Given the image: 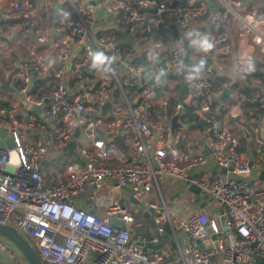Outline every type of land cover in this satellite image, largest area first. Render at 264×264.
I'll use <instances>...</instances> for the list:
<instances>
[{
  "label": "built area",
  "instance_id": "1",
  "mask_svg": "<svg viewBox=\"0 0 264 264\" xmlns=\"http://www.w3.org/2000/svg\"><path fill=\"white\" fill-rule=\"evenodd\" d=\"M65 3H70V18L54 27L42 22L37 0H11L0 7V53L8 52L21 33L31 40L34 54L16 61L14 84L8 83L18 99L0 106V129L12 140L11 147L0 145V224L18 229L48 264H264V115L250 112L249 128H243L244 134L245 129L250 133L244 150L230 123L235 117L246 122L243 107L248 101L256 100L264 109V1ZM99 10L112 17L113 29H99ZM1 20L10 23L8 32ZM203 24L202 33L214 48L208 53L188 51L184 33L201 32ZM173 28L181 38L174 37ZM232 30L253 46L258 73L248 76L249 93L235 94L228 81L215 85L228 73L234 52ZM130 37L135 44L125 55L122 45ZM77 45L80 49L74 53ZM96 50L117 56L114 76L90 68V54ZM201 58L206 60L204 73L190 85L183 75L190 65L186 60ZM160 65L167 71L161 78L164 85L148 79ZM42 79L43 89L37 91L36 83ZM165 79L182 81L189 92L180 100L163 97ZM5 82L0 77V88ZM227 88L231 95H225ZM23 101L32 112H26ZM108 101L111 107L102 115ZM222 103L225 109L220 114ZM180 109L183 116L195 114L203 123L202 142L208 144V154L200 153L203 143L196 144L189 130L185 138L182 130L173 132L171 119ZM21 128L33 131L26 134ZM119 136L127 149L116 140ZM52 153L66 162L62 181L59 170L49 179L43 173ZM215 165L218 171L213 174ZM164 176L185 182V191L196 184L222 209L223 223L205 208L184 215L172 211L160 185ZM129 195L139 206L131 205ZM150 209L154 233L163 235L168 228L175 237L177 263L148 251L151 238L139 231L149 227L141 214ZM179 230L188 241L184 246L177 238ZM6 241L0 237V251Z\"/></svg>",
  "mask_w": 264,
  "mask_h": 264
},
{
  "label": "crops",
  "instance_id": "2",
  "mask_svg": "<svg viewBox=\"0 0 264 264\" xmlns=\"http://www.w3.org/2000/svg\"><path fill=\"white\" fill-rule=\"evenodd\" d=\"M8 1L11 0H3L0 7L6 6L8 4ZM37 1L39 2L38 14L45 25H49L51 27L61 26L70 18L69 16L68 19H65L61 15L62 12L70 13V3H61L59 0H51L48 2L41 0H37ZM257 1H259V3L262 4L264 0H257ZM98 14H99L98 25L100 30H108L114 28L115 25L114 20L105 10H99ZM1 22L3 26H5L4 28L5 31L8 32L10 28V23H7L6 21L3 20H1ZM202 26H204V24ZM205 27L206 25L201 29V33L202 31L203 32L205 31ZM231 32L232 34L230 41H231V45L234 48V52L229 61V68L227 71L228 72L227 77L230 81L228 79L225 81L232 83L234 79L235 80L239 79L242 76V72H241V68L243 67L242 58L245 59L248 57L252 58L253 46L251 44H247L244 41V39L234 30H232ZM24 37L25 36H23L21 33H18L16 39L12 41L11 49L8 52L3 53L4 55L0 57V67L1 64L3 65L2 67L3 70L0 69V77L3 81L9 80L11 84H14L13 80H11V77H12V71L15 69L14 68L15 63H17L16 61H18L22 57H30L31 59L34 57V54L30 49L31 40H27V38ZM183 41H187V40L182 39V42ZM180 42L181 41L179 40L176 41L177 44H179ZM51 45L52 42H50L48 46ZM37 48L38 51H41L45 47L43 45V46H37ZM78 49H80L78 45L74 46L73 52L76 53ZM3 61H5L6 64H4ZM168 80L174 83V87H175L174 94L178 95L177 100L182 99L189 92V89L186 87V93L183 94L182 89L180 87L181 85H184L182 81L178 79H177L178 81H175V79H168ZM177 85L180 86L178 87ZM15 99H18V95L16 93L3 92L1 100H5L6 102L10 103ZM23 108H25L26 112L29 113L32 112V110H30V107L26 105L24 101H23ZM182 120L191 126V128L189 129V133L192 134L191 135L192 138H195L196 144L202 143L203 141L202 129L197 128L199 129L198 130L199 132H195V131L194 132L200 134L196 135L193 131L190 132V130L194 126L193 123L189 122L187 118L184 119L182 118ZM57 157H58L57 153H52L49 155V160L51 161L52 164L56 162L55 158ZM53 172L54 171L48 169V167H45L43 169V173L45 177L48 179L52 177ZM64 177L65 176L63 173V177H60L59 179L64 180ZM160 185L165 197L167 198V204L169 208L175 213L184 215L194 211V208H205L206 211H208L211 216L215 217L217 221L221 222L222 209L215 206V204L211 203L210 200L206 201L202 199L200 201V204L196 203L194 201L195 195L190 191V189L185 191V187L187 186L185 182L178 180H174L173 182H168L166 180H162ZM183 196L185 197L184 199ZM83 198H85V196L80 197L79 200L80 201L84 200ZM145 228H149L151 232L150 237L148 236L149 238H151V240L147 245L148 251L150 253L161 254L166 261H169L171 263H177L179 261V256H178V245L176 243L175 237L173 239L171 235H169L170 233H168V231L165 234L158 236L156 232L154 233V231H151L150 226ZM177 238L181 243V246H184L188 243V241L184 237V234L180 230L177 232ZM6 244H7L6 247L2 251H0V264H16L17 262L21 264H27L24 258L22 257V255L11 245V243L6 241Z\"/></svg>",
  "mask_w": 264,
  "mask_h": 264
},
{
  "label": "water",
  "instance_id": "3",
  "mask_svg": "<svg viewBox=\"0 0 264 264\" xmlns=\"http://www.w3.org/2000/svg\"><path fill=\"white\" fill-rule=\"evenodd\" d=\"M61 3H65L66 0H59ZM91 9H93V7H91ZM3 16L1 14V8H0V19H2ZM134 33H136V31H134ZM129 42L131 45H134L135 44V41L130 37L129 38ZM130 59H127V62L129 61ZM209 60V63H211V60ZM155 64H157V61H155ZM68 65H70V62H68ZM175 74H178L177 72ZM159 85H164L163 82H160ZM1 89L4 91V92H7V91H12V92H15L16 94L17 91L16 89L12 88L11 85H9L8 81H6L2 86H1ZM157 94L159 95L160 94V88L159 86L157 87ZM225 95H231V89L230 88H227L226 91H225ZM111 102L108 101L106 102V104H104L102 106V115H105L106 112L109 110V108L111 107ZM225 109V104L222 103L221 106H220V114L224 111ZM217 115V119H220L221 115ZM182 117H183V110L180 109L178 110L173 116H172V119H171V127H172V130L173 132H175V130L179 129V130H182V133H183V137L185 138L188 134V130L191 128V126L187 123H185L183 120H182ZM262 125H263V129H262V136L264 138V118H263V122H262ZM23 133H31L33 130L32 129H25V128H21L20 129ZM245 131V136L246 137H250V133L247 129L244 130ZM78 132L79 130L77 129L76 131V135H78ZM0 136H3L5 137V140L4 141H1L0 140V145H7L9 147L12 146V140L9 136V134L5 131V130H2L0 129ZM116 140L120 143L121 147L123 149H127V145H125V143L123 142L122 140V137L119 136L116 138ZM203 143V149L202 151L200 152L201 154H208L210 152V148L208 146V144L206 142H202ZM45 161H43L44 163ZM218 169V166L215 165L213 167V171L212 173L213 174H216L217 173V170ZM222 172L225 173L226 172V169L225 168H222ZM263 178H264V173L262 174ZM163 180H166L168 182H173L174 181V178L171 177V176H164L163 177ZM125 190L127 191H130L131 189L129 187H124ZM189 189L190 191L195 195V202L200 204V201L202 199L208 201H212V197H210L208 194L206 193H203L202 190L196 185V184H191L189 186ZM128 201L131 203V205H137L139 206L138 202L133 198L132 195H129V198H128ZM136 211L139 210L138 207L135 208ZM151 212H153V209H150V211H145V212H142V217L147 220L149 222V226L151 228V231L154 230V226H155V223H154V220L151 218ZM115 223L120 225V226H123V223L118 221V220H115ZM221 223H223V218L221 217ZM167 231H169V229L167 228L166 229ZM0 237L2 238H5L6 240H8L9 243H11V245L22 255V257L24 258V260L26 261L27 264H45L44 261L42 260V258L39 256L38 252L36 251V249L33 247V245L28 241V239L18 230L16 229L15 227L11 226V225H4V224H0ZM201 243V242H200Z\"/></svg>",
  "mask_w": 264,
  "mask_h": 264
},
{
  "label": "clouds",
  "instance_id": "4",
  "mask_svg": "<svg viewBox=\"0 0 264 264\" xmlns=\"http://www.w3.org/2000/svg\"><path fill=\"white\" fill-rule=\"evenodd\" d=\"M61 15L65 19H68L70 13L62 12ZM184 39L189 42L190 46L196 52L208 53L214 48V43L211 41L209 36L197 30L186 31L184 33ZM242 60L243 67L241 68V72L250 74L256 70L255 62L251 57H248L246 59L242 58ZM116 61L117 56L108 55L102 50H96L90 54V68L104 76H114L116 74V69L113 67ZM205 65L206 60L204 58H201L198 62L193 63L192 65H186L183 72L185 80L190 85H193L195 81L201 79L205 70ZM166 75V69L161 68L154 76L152 74H148V79H151L157 85H159L161 82V78L166 77Z\"/></svg>",
  "mask_w": 264,
  "mask_h": 264
},
{
  "label": "trees",
  "instance_id": "5",
  "mask_svg": "<svg viewBox=\"0 0 264 264\" xmlns=\"http://www.w3.org/2000/svg\"><path fill=\"white\" fill-rule=\"evenodd\" d=\"M204 26H202L203 28ZM173 32H174V37L179 39L181 38V34H180V31L176 28H173ZM186 47H187V50L188 51H191V49H193L189 43H186ZM122 48H123V51H124V54L127 55L128 54V50L129 48H131V44L129 42H127L126 44L124 43L122 45ZM4 54L0 53V57L3 56ZM200 59L198 60H195V61H188L186 60L190 65H192L193 63H196L198 62ZM162 65H160L161 67ZM163 68V67H161ZM253 73H258L256 71L250 73V74H253ZM248 73H243L242 72V76L239 78V79H234L233 82L231 83L230 82V88L232 89V91L235 93V94H238V93H241V92H248L252 90L249 82H248V76L250 75ZM228 77L227 76H224V77H219L215 80V85L216 87H219L223 81L227 80ZM229 80V79H228ZM45 79H42V80H38L37 83H36V90L37 91H41L43 89V86L45 84ZM230 81V80H229ZM178 86V85H177ZM180 86V85H179ZM178 86V87H179ZM181 89H182V92L183 94L186 93V85H181L180 86ZM161 95L163 96V92L161 93ZM163 97H166L163 96ZM167 98V97H166ZM169 98V97H168ZM169 100L172 101V98H169ZM230 100V97L226 96L224 97V101L228 102ZM9 103L6 102L5 100H1L0 101V106H8ZM253 111L254 112V115L258 116V115H264V109H262L259 105V103L256 101V100H251V101H248L244 104V107H243V118L245 119L246 122H242L240 118H232L230 120V123H231V129L233 131H235L238 135H240V139H241V149L244 150L247 148L248 146V142L245 138V134L243 133V128L244 127H247L249 128L248 126V120L250 119L251 115H250V112ZM184 118H187L189 122H192L193 123V127L194 128H199V129H203V123L195 116V114H191V113H187L185 114V116H183V119ZM73 147H74V143H71L70 144V147L68 149V151L66 150V152H68L69 154H72L73 153ZM56 160V159H55ZM56 163V162H55ZM54 163V164H55ZM66 163V162H65ZM61 168V167H60ZM62 171H64V168H61ZM61 171V170H60ZM59 171V172H60ZM58 171H54L52 175H56ZM60 177H63V172H61V175ZM62 179L58 180V181H61ZM140 233L144 234L145 236H149L151 235V232H150V229L149 228H145V229H141L139 231ZM34 248L36 249V251L38 252L39 256L42 258V255L40 254V252L38 251V249L36 248V246H34ZM42 260L44 261L45 264H48L43 258Z\"/></svg>",
  "mask_w": 264,
  "mask_h": 264
},
{
  "label": "rangeland",
  "instance_id": "6",
  "mask_svg": "<svg viewBox=\"0 0 264 264\" xmlns=\"http://www.w3.org/2000/svg\"><path fill=\"white\" fill-rule=\"evenodd\" d=\"M256 49V53L258 52V47L257 46H255V48H254V50ZM4 62V64H6V62L5 61H3ZM2 62V63H3ZM2 67H3V65L1 64V67H0V69L1 70H3L2 69ZM165 86H164V92H163V96H165V92H168L169 94H167L166 95V97H169V98H172V100H177L178 99V95H175L174 94V90H175V87H174V83L173 82H170L168 79H166L165 80ZM3 95V91H2V89L0 88V96H2ZM199 129H197V128H192L191 130H190V132H199L198 131ZM194 132V133H195ZM196 135H199L200 133H195ZM61 156L59 155L57 158H55L56 159V161H57V164L59 163V165L57 166V164H52V163H50L49 164V166H48V169H50V170H52V171H60L59 172V175H61V172H63L64 173V176H65V171H62V169L61 168H64V170H65V167H66V163H65V160L62 158H60ZM61 167V168H60ZM56 168H57V170H56ZM58 175V180H60L59 178H60V176ZM65 178V177H64Z\"/></svg>",
  "mask_w": 264,
  "mask_h": 264
}]
</instances>
